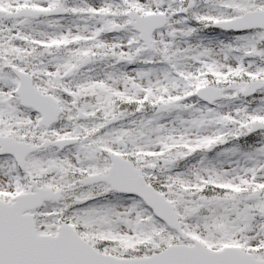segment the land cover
Segmentation results:
<instances>
[{
	"label": "snow or ice",
	"instance_id": "6c2138e0",
	"mask_svg": "<svg viewBox=\"0 0 264 264\" xmlns=\"http://www.w3.org/2000/svg\"><path fill=\"white\" fill-rule=\"evenodd\" d=\"M0 264H264V0H0Z\"/></svg>",
	"mask_w": 264,
	"mask_h": 264
}]
</instances>
